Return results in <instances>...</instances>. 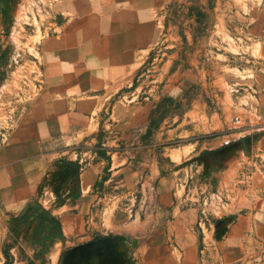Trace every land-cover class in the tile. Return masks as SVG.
I'll return each instance as SVG.
<instances>
[{"label":"crops","instance_id":"0c3cea01","mask_svg":"<svg viewBox=\"0 0 264 264\" xmlns=\"http://www.w3.org/2000/svg\"><path fill=\"white\" fill-rule=\"evenodd\" d=\"M185 2L60 0L57 28L36 48V91L0 143L1 213L29 210L42 189L50 187L51 174L78 159L75 210L90 213L80 226L98 228L105 215L112 225L119 223L123 236L115 237L126 264H264V72L256 79L263 124L250 138L248 154L241 150L224 161L239 160L240 152L245 156L233 171L225 172L220 185L223 189L243 163H250L261 174L252 188L240 189L235 203L218 215L210 197L202 208L185 199L195 198L192 187L200 180L199 172L186 165L158 177L156 190L145 195L148 203L146 197L134 206L124 200L132 194L121 190L126 184L135 180L134 186L139 181L142 186L148 172L157 178L152 173L156 157L147 158L141 139L148 126L146 103L130 105L124 100L145 83L162 51L178 45L181 23L175 13ZM254 20L252 31L264 63V10ZM135 84L139 86L133 88ZM180 96L168 95L171 112L185 101ZM100 135L106 147L128 151H111L109 158L92 153L89 149ZM185 175L190 189L181 187ZM153 202L156 207H151ZM131 210L138 212L132 219L125 214Z\"/></svg>","mask_w":264,"mask_h":264},{"label":"rangeland","instance_id":"374dc122","mask_svg":"<svg viewBox=\"0 0 264 264\" xmlns=\"http://www.w3.org/2000/svg\"><path fill=\"white\" fill-rule=\"evenodd\" d=\"M59 3L60 0H0V143L36 91V48L56 30ZM262 10L264 0H186L175 13L181 23L178 45L162 51L157 67L148 69L145 83L124 100L130 105L146 103L148 126L141 139L145 140L147 158L156 157L152 173L157 177L148 172L142 186L140 181L134 186L133 180L130 186L121 188L132 193L125 203L136 205L137 199L144 200L145 195L156 190L158 177L186 165L199 172L200 180L192 187L195 198L185 199L202 208L210 197V206L218 215L235 203L240 189H250L259 181L258 167L243 163L221 189L225 172L230 168L233 171L245 156L240 152L239 160L225 165L218 151L257 136L263 124L256 101L257 75L264 72L263 52L252 31L254 19ZM188 37L195 43V51ZM168 95H181L185 101H179L171 112ZM191 98L194 101L190 102ZM102 137L89 149L92 153L109 158L111 151H128L106 147ZM68 162L71 165L65 170L51 174L50 187L42 189L44 193L29 210L0 212V264H60L68 248L99 237L123 236L121 225H112L106 215L98 228L80 226L90 213L75 210L80 165L78 159ZM186 178L185 175L181 187L190 189ZM247 196L244 192L243 198ZM119 201L116 197V207ZM148 201L147 196L145 202ZM151 207H156L155 202ZM125 214L132 219L138 212ZM52 241L62 243L55 245ZM55 248L60 249L58 253H54Z\"/></svg>","mask_w":264,"mask_h":264},{"label":"water","instance_id":"95a60500","mask_svg":"<svg viewBox=\"0 0 264 264\" xmlns=\"http://www.w3.org/2000/svg\"><path fill=\"white\" fill-rule=\"evenodd\" d=\"M250 137L239 143L230 144L218 151L219 156L231 160L243 150L248 154ZM125 253L120 239L115 236H104L76 245L63 251L60 264H126Z\"/></svg>","mask_w":264,"mask_h":264}]
</instances>
